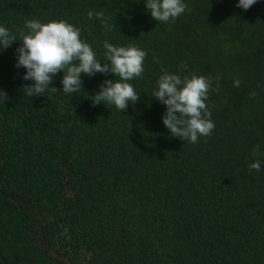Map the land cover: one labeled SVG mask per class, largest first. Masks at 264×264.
I'll use <instances>...</instances> for the list:
<instances>
[{"label": "trees", "instance_id": "16d2710c", "mask_svg": "<svg viewBox=\"0 0 264 264\" xmlns=\"http://www.w3.org/2000/svg\"><path fill=\"white\" fill-rule=\"evenodd\" d=\"M183 2L162 23L146 0H0V26L17 37L0 50V264H264V0ZM32 19L78 28L102 64L104 41L145 51L127 81L139 100L93 105L111 73L81 74L65 94L58 72L57 91L27 96L16 49ZM162 68L212 88L220 77L210 136L189 143L164 127L152 97Z\"/></svg>", "mask_w": 264, "mask_h": 264}, {"label": "clouds", "instance_id": "9594fccd", "mask_svg": "<svg viewBox=\"0 0 264 264\" xmlns=\"http://www.w3.org/2000/svg\"><path fill=\"white\" fill-rule=\"evenodd\" d=\"M255 3L257 0H238L236 6L247 10ZM145 5L151 18L162 23L174 21L187 7L183 0H146ZM87 15L89 19H100L103 26L109 28L102 12L89 11ZM24 28L28 30L27 34L24 29L18 30L22 43L16 49L18 56L15 67H23L25 74L22 79L32 81L31 86L23 87L27 96L57 91L48 86L58 72L64 74L61 84L65 94L81 91V74L91 77L96 73H111L115 80H105L99 86V92L92 97L93 105L107 102L122 112L130 102L134 104L139 100V94L127 81L142 77L145 51L136 46H113L104 41V57L109 63L102 64L91 46L80 39V30L63 20L47 23L37 19L27 20ZM14 41H17V37L6 27L0 26V50L10 47ZM186 67V62L181 65V68ZM161 72L162 75L156 81L157 90L152 97L166 106L162 123L170 135L189 143L210 136L215 124L206 101L210 89L219 91L220 77L216 78V87L212 88L213 81L204 76L193 74L181 77L163 68ZM240 83V80H234L233 86L239 87ZM255 95V92L250 93L253 98ZM0 100H7V94L3 91H0ZM258 152L259 146H256L253 156H257ZM248 167L260 171L262 162L256 159Z\"/></svg>", "mask_w": 264, "mask_h": 264}]
</instances>
